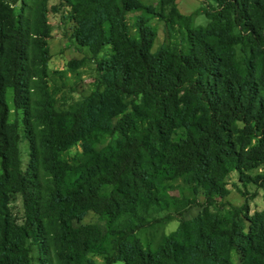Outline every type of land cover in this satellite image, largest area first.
Segmentation results:
<instances>
[{
    "label": "trees",
    "instance_id": "trees-1",
    "mask_svg": "<svg viewBox=\"0 0 264 264\" xmlns=\"http://www.w3.org/2000/svg\"><path fill=\"white\" fill-rule=\"evenodd\" d=\"M201 1L203 26L172 0L159 11L141 0H0V264H94V249L103 264H264V209L247 232L237 222L246 204L223 217L209 210L228 174L249 168V140L264 135V0ZM49 12L72 23L73 45L98 73L66 109L48 93ZM261 141L246 152L264 159ZM75 144L78 155L59 157ZM246 178L264 194V174ZM181 179L204 202L169 198L174 210L201 212L157 235L167 203L158 193ZM87 212L104 228L80 223Z\"/></svg>",
    "mask_w": 264,
    "mask_h": 264
},
{
    "label": "rangeland",
    "instance_id": "rangeland-1",
    "mask_svg": "<svg viewBox=\"0 0 264 264\" xmlns=\"http://www.w3.org/2000/svg\"><path fill=\"white\" fill-rule=\"evenodd\" d=\"M145 5L154 8L159 11L158 2L160 0H141ZM59 0H49L48 6H57ZM181 14L189 15L197 13L195 17L196 25H205L207 18L203 14V4L201 0H172ZM17 5L15 8L17 9ZM161 9L163 15L169 10L170 5L165 3ZM47 21L50 29V38L48 39V51L50 59L47 62V85L48 93L53 100V103L57 109H66L75 101L80 100L84 96L88 95L98 84V73L96 70V64L94 58L91 57L86 50L77 49L72 43L71 32L73 25L70 22L62 23L61 13L49 12L47 15ZM153 24L157 30L156 44L161 43L164 40L163 23L160 19L153 20ZM108 51L105 49L100 53L97 58L101 59L107 56ZM236 144L238 148H241V143L246 142V139L242 135H236ZM260 143L264 144V135L259 140L251 139L246 146V150L256 147ZM249 148V149H248ZM20 157L23 167L28 161L27 151L28 146L25 140H22L19 145ZM248 156H245L246 165L248 169H242L240 174L237 171L230 172L225 179V188L227 193L224 197L216 198V203L212 205L209 210L214 215L217 214L221 217L225 216L227 212H230L233 208H240L244 204L248 206L247 213H242L237 220L244 232L248 231L249 222L255 213H259L264 209V194L260 187L248 181L247 177L251 180H255L257 176L264 174V159L260 154L250 151ZM80 152L79 144H75L61 152L60 158H70L78 155ZM162 196L160 198H166L167 203L161 208V211L156 215V218L161 219V223L158 225L157 235H169L176 230L178 226L179 217L184 220H190L201 212L199 206H184L180 208V213H176L173 203L169 198H188L194 199L198 205H201L204 200L200 190H196V187L188 180H177L170 183L167 186L161 187ZM8 210L10 219L14 223H19L22 219L21 204L18 196L10 195L8 198ZM171 214L174 219L166 220L165 216ZM82 224H95L103 229V222L100 221L96 215L92 212H87L80 220ZM142 237H145L142 235ZM150 240V238H149ZM100 250V249H98ZM95 250L91 252L89 258L94 264H103L100 251ZM233 260L236 262L238 257L235 253L232 255ZM114 264H123L122 262H116Z\"/></svg>",
    "mask_w": 264,
    "mask_h": 264
}]
</instances>
